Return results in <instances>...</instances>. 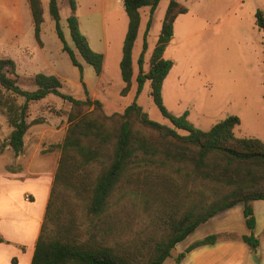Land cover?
<instances>
[{
	"label": "trees",
	"instance_id": "1",
	"mask_svg": "<svg viewBox=\"0 0 264 264\" xmlns=\"http://www.w3.org/2000/svg\"><path fill=\"white\" fill-rule=\"evenodd\" d=\"M27 1L35 41L42 45L44 11L41 0ZM161 1L122 0L128 18L119 64L125 84L122 96H126L131 90L132 53L141 23V11L149 8L142 50L137 60L136 96L122 114L107 116L103 113L102 102L90 98L84 82L83 65L65 38L57 0H49L48 13L54 22L63 52L67 53L72 65L79 70L85 99L78 100L64 94L61 92L62 84L56 76L42 73L34 76L35 90H24L18 85L16 63L12 59L0 57V86L6 92L24 99V103L17 106L13 102L4 101L0 96V108H4L12 127L7 146L15 157L23 152L24 137L31 127V123L27 121L30 102L42 101L49 95H54L75 106L93 109L81 116L69 115L66 136L58 145L61 153L31 264H138L134 261L137 257L145 260L142 264H163L175 246L199 225L238 204L244 206L243 217L250 232L248 235L209 234L192 243L175 261L179 263L194 249L212 246L224 239L245 243L253 256L258 257L261 238L254 234L256 218L252 203L264 200V141L237 137L235 128L241 124L237 116H230L210 130L202 131L189 122L188 112L174 116L167 111L163 103V84L174 63L164 58V54L173 38L175 22L181 15L187 14L188 9L176 0L169 1L157 44L149 60V71L145 72L147 36ZM68 2L70 16L67 18V26L72 42L84 62L100 76L104 56L90 47L86 36L81 32L76 0ZM255 19L256 26L264 31V12L258 10ZM147 82L150 83L154 104L169 119L172 128L150 120L138 104V97ZM133 117L142 127L154 132L156 138L152 139L134 130L131 120ZM114 121L118 123L116 126L111 125ZM177 130L187 134L180 135ZM172 165H176L177 174L182 173L185 183L187 180L199 181L200 188H191L185 195H180L184 190L183 186H177L172 177L159 176L154 181V170L173 169ZM124 182L141 188L145 211L150 209L149 197L152 194L155 200H162L168 209H162L159 216L164 226L163 236L153 242L152 248H148L145 255L120 252L123 248L114 238V234L119 231L120 218L110 215V199ZM154 182L156 189L153 187ZM63 192H68L74 199L86 204L88 215L96 219L90 227L91 236L88 240H81V234L74 226L72 212L70 220L65 222L66 216L60 207L69 206L71 200L70 197L61 196ZM185 200L189 201L188 205ZM184 203V209L181 210ZM2 241L0 239V243ZM109 241H113L115 246H109Z\"/></svg>",
	"mask_w": 264,
	"mask_h": 264
},
{
	"label": "rangeland",
	"instance_id": "2",
	"mask_svg": "<svg viewBox=\"0 0 264 264\" xmlns=\"http://www.w3.org/2000/svg\"><path fill=\"white\" fill-rule=\"evenodd\" d=\"M169 1L162 0L156 8L155 19L147 36V56L152 54L157 44ZM176 1L185 6L188 12L175 22L173 38L165 51L164 58L174 63L163 84L165 108L174 116L188 112L189 122L202 131L210 130L230 116H237L241 121L240 126L235 128L237 137L264 141V31L255 24L256 12H264V0ZM57 2L65 38L85 67L83 76L90 98L102 102L105 115L122 114L136 96V85L126 96L121 95L125 84L121 78L119 61L128 24L122 0H76L81 32L90 47L105 56L100 76L84 62L72 42L67 26L70 16L68 0ZM48 17L41 33L49 62L57 69L62 84L61 92L84 100L79 70L72 65L67 53L63 52L54 22L50 15ZM148 19L149 8H145L141 11L140 33L132 53L135 70L138 69L137 60ZM37 44L28 1L0 0V57L12 59L16 63L18 85L24 90L36 89L33 73L48 75L44 71L47 70V64ZM39 46H43V41ZM30 50L34 53L33 60L28 57ZM149 60L144 62L145 72L149 71ZM0 96L17 106L24 103L23 98L6 92L1 86ZM137 102L150 120L173 127L154 104L149 82L145 84ZM92 110L86 106H75L54 95L42 101L30 102L27 121L31 127L24 137L23 152L15 157L7 146L12 127L4 108H0L1 207L17 214L23 209L24 197L32 201L34 196L37 206L46 202L42 183H46L50 196L61 153L58 145L66 136L69 115L81 116ZM131 120L134 130L156 138V134L142 127L135 117ZM117 124L114 121L111 125ZM177 132L180 135L187 134L182 130ZM175 166L173 169L154 170V181L159 176L172 177L177 186H183L180 195H185L191 188H200L199 181L187 180L185 183L182 173L175 172ZM153 187L156 189V182ZM140 189L122 183L110 199V215L120 218L119 231L114 234L123 248L120 252L145 255L153 242L163 236L164 226L159 216L162 209H168L162 200H155L152 194L149 197L150 209L145 211V199ZM61 196L70 197L72 204L60 207L66 216L65 222L70 220L72 212L74 226L80 232L81 240H88L91 236L90 227L96 219L88 215L86 204L74 199L68 192H63ZM185 203L188 205L189 201L185 200ZM108 245L115 246L113 241H109ZM175 254L172 251L171 257ZM134 261L138 264L145 262L141 257Z\"/></svg>",
	"mask_w": 264,
	"mask_h": 264
},
{
	"label": "crops",
	"instance_id": "3",
	"mask_svg": "<svg viewBox=\"0 0 264 264\" xmlns=\"http://www.w3.org/2000/svg\"><path fill=\"white\" fill-rule=\"evenodd\" d=\"M48 2L49 0H41L44 11V21L49 19ZM155 14L153 16L152 24L155 19ZM139 33L140 28L137 38L139 36ZM41 37L43 46L40 47L38 44L37 46L39 47L41 56L44 58L45 63L47 64V70L44 71H47L46 73L48 75H54L59 79L56 67L53 64H50V60L47 57L46 44L44 42L43 33H41ZM135 46L136 42L134 48ZM28 57L31 60L34 59V53H31V50L29 51ZM150 57L151 55L147 56L146 52L145 61ZM77 59L79 62L81 61L78 56ZM83 68L85 69L84 66ZM36 74L37 73H33V76H35ZM137 74L138 69L135 70V66L133 65L131 89L134 85H136ZM42 184L44 185L47 199L46 202L41 206H37L34 196L32 201L25 199L24 197V201L21 206L23 207V209L20 210V212L17 214L10 212L9 209H7L6 207H1L0 205V239L3 240L0 243V264H31L35 244L40 235L46 212V206L49 199L47 185L46 183ZM25 193L30 192L26 191ZM5 198L7 197L5 196ZM252 206L256 218V228L254 234L256 237L261 238L257 258L253 256L245 243L238 240L224 239L220 240L215 245L203 246L194 249L193 251L187 253L185 258L179 263L175 261L177 256L180 253L184 252L185 249L192 243L203 239L209 234L236 233L239 235H248L250 232L243 217L244 206L243 204H238L230 209H226L218 213L207 222L199 225L192 234H190L185 240L181 241L175 246V248L172 250L175 251V256L171 257V251V255L164 261L163 264H264V236H261V234L264 233V200L254 201L252 203Z\"/></svg>",
	"mask_w": 264,
	"mask_h": 264
}]
</instances>
